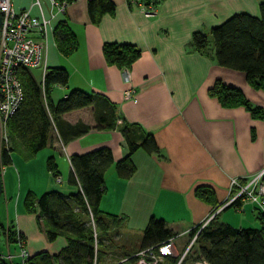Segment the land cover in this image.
I'll list each match as a JSON object with an SVG mask.
<instances>
[{
	"label": "crops",
	"instance_id": "obj_1",
	"mask_svg": "<svg viewBox=\"0 0 264 264\" xmlns=\"http://www.w3.org/2000/svg\"><path fill=\"white\" fill-rule=\"evenodd\" d=\"M31 1L12 0V4L21 10ZM113 1L114 10L92 22L88 0H71L64 14L52 20L47 39L46 66H62L68 71L66 84L51 85L56 91L54 97L50 91L51 99L56 101L70 89L80 88L97 94V103L52 118L50 142L30 157L14 149L10 162L0 165V207L6 224L11 221L23 237L29 255L57 253L66 244L64 234L46 238L36 214L25 210L24 199L28 192L36 196L47 190L76 192L78 183L69 180L73 154L107 146L113 157L99 201L109 222L104 238L107 252L99 264H114L124 253L143 247L142 232L152 215L163 218L174 232L172 254H180L189 240L188 231L203 224L216 207L197 197L195 187H212L220 205L232 196L231 177L244 181L264 168V116L253 114L243 104L224 105L208 89L221 80L240 88L251 104L263 110L264 90L251 86L243 70L219 64L210 47L202 51L191 44L193 32L208 31L234 12L258 14L261 0H159L151 15L127 0ZM42 4L48 15L47 0ZM61 19L78 42L68 55L59 50L54 36ZM106 42L131 43L140 50L129 65L132 97L123 95L127 83L122 67L105 60L102 47ZM111 108L113 121L111 117L97 119L96 109L109 116ZM148 133L158 151L137 148L129 155L134 166L131 174L118 175L115 162L128 154V139L141 141ZM49 156L57 165L60 181L46 166ZM217 212L220 220L234 226L262 225L251 201L240 200ZM3 236L5 253L13 255L12 264L21 262L16 238L8 239L4 232Z\"/></svg>",
	"mask_w": 264,
	"mask_h": 264
},
{
	"label": "trees",
	"instance_id": "obj_2",
	"mask_svg": "<svg viewBox=\"0 0 264 264\" xmlns=\"http://www.w3.org/2000/svg\"><path fill=\"white\" fill-rule=\"evenodd\" d=\"M127 1L129 4H136V0ZM142 1L156 6L159 0ZM87 7L90 20L98 22L102 14L114 10L115 3L113 0H88ZM258 9V14L234 12L208 31L193 32L191 44L202 51L210 47L219 64L243 70L251 86L264 90V0L259 2ZM54 36L63 54L72 53L78 46L74 32L64 19L58 20ZM102 51L108 63L121 67H129L140 53L139 48L131 43L115 42L104 43ZM20 78L24 97L8 120L11 147L8 150L0 149V165L10 162V152L14 149H21L27 157L33 156L50 142L52 118L71 109L96 104L98 99L93 92L72 88L65 96L53 101L50 86L64 85L68 81V71L62 66H46L43 82L37 81L26 67L20 70ZM208 92L224 105L243 104L253 114L264 116V110L251 104L238 87L216 80ZM95 114L99 121L108 117L112 121L114 119L112 108L109 116L97 109ZM122 130L125 131L126 127ZM139 147L148 152L158 151L151 133L144 135L141 141L128 139V154L115 162L118 175L131 174L134 166L129 155ZM70 160L72 170L69 180L78 183L76 192L64 194L57 190H47L38 196L28 192L24 199L25 210L36 214L37 224L46 238L52 240L58 234H64L66 244L57 253L39 251L29 255L26 264H99V260L107 252L104 238L109 222L99 209V201L106 189L105 171L113 162L111 150L107 146H97L83 153L73 154ZM46 166L53 176L58 175L52 156L47 158ZM194 192L197 197L219 206L212 187L197 185ZM239 201L240 198L237 197L230 204H238ZM217 213L203 225L197 224L188 231L189 238L194 235L195 259L203 258L209 264H264V216L258 212L262 224L260 227H243L220 220ZM3 232L11 240L17 234L21 236L13 229L11 221L6 224ZM169 236L174 237L175 234L168 228L165 220L152 215L143 229L141 244L143 247L154 245ZM131 254L124 253V257H127L114 264H134L137 257ZM179 255H164L159 264H176ZM0 260L2 264H9L2 257ZM16 264H22V261ZM179 264H184L183 258Z\"/></svg>",
	"mask_w": 264,
	"mask_h": 264
},
{
	"label": "built area",
	"instance_id": "obj_3",
	"mask_svg": "<svg viewBox=\"0 0 264 264\" xmlns=\"http://www.w3.org/2000/svg\"><path fill=\"white\" fill-rule=\"evenodd\" d=\"M47 2L48 15L44 12L42 0H32L28 7L21 10L15 9L12 0H0V13L2 17L0 26V149L5 148L8 150L11 147L8 120L14 114L24 97L20 70L23 67L28 69L32 67L40 68L41 81L43 82L46 69L47 39L52 29V20L64 14L66 6L69 3L67 0H47ZM134 2H136L137 7L145 15H151L156 11V6L153 3L146 4L142 0ZM121 73L124 81L127 83V86L123 90V95L126 98L132 97L134 85L132 84L129 67L122 66ZM263 173L264 168L252 174L244 181L231 177L230 185L235 187L232 196L221 205L216 206L208 219L217 211L232 203L237 197L242 201L253 202L256 205L257 211L264 216ZM54 178L57 181L61 179L59 175H55ZM15 238L18 244V254L22 258V264H26L29 253L25 248L23 237L17 234ZM193 240L194 235L191 237L190 243ZM173 246L174 237L169 236L154 245L141 247L131 255L137 257L134 264H159L164 255L173 253ZM0 257L9 264H12L13 255L11 253H0ZM126 257H123V259ZM192 264L209 263L203 258H198Z\"/></svg>",
	"mask_w": 264,
	"mask_h": 264
},
{
	"label": "rangeland",
	"instance_id": "obj_4",
	"mask_svg": "<svg viewBox=\"0 0 264 264\" xmlns=\"http://www.w3.org/2000/svg\"><path fill=\"white\" fill-rule=\"evenodd\" d=\"M30 70H31V73H33V76L35 77V79L37 81L41 82V79H42L41 78V69L37 68V67H32V68H30ZM53 88H54L53 86H50V91H51L52 97H54V95L56 93V91L53 90ZM1 199H3L2 195L0 196V201H1ZM5 226H6V219H4V210H3V208L0 207V252L1 253H5L7 251L6 250V243L4 242V236H3V229L5 228ZM193 241H192V243H193ZM190 242H191V237L189 238V240L187 241V243L183 249V250H185L188 247L187 248L188 251L186 250L187 251V252H185L186 254L184 253L185 255H183L184 257H182L184 264H192V262L194 261V259L196 257V255L194 253V249H195L193 246L194 243L192 244ZM182 252L183 251H181V253ZM179 257H180V255H179Z\"/></svg>",
	"mask_w": 264,
	"mask_h": 264
},
{
	"label": "water",
	"instance_id": "obj_5",
	"mask_svg": "<svg viewBox=\"0 0 264 264\" xmlns=\"http://www.w3.org/2000/svg\"><path fill=\"white\" fill-rule=\"evenodd\" d=\"M1 20H2V17H1V13H0V26H1ZM1 193H2V177H1V170H0V194ZM187 248L184 250V252L182 254H180V257L178 258L176 264H179L180 263V261H181L183 255H184V253L186 252ZM0 264H2L1 263V260H0Z\"/></svg>",
	"mask_w": 264,
	"mask_h": 264
}]
</instances>
